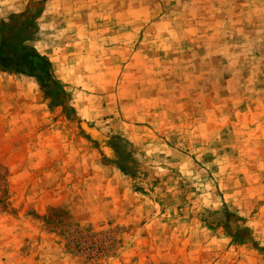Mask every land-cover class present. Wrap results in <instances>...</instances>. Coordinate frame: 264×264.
Masks as SVG:
<instances>
[{
	"label": "rangeland",
	"instance_id": "1",
	"mask_svg": "<svg viewBox=\"0 0 264 264\" xmlns=\"http://www.w3.org/2000/svg\"><path fill=\"white\" fill-rule=\"evenodd\" d=\"M168 4L0 0L69 94L0 70V264H264V0Z\"/></svg>",
	"mask_w": 264,
	"mask_h": 264
},
{
	"label": "trees",
	"instance_id": "2",
	"mask_svg": "<svg viewBox=\"0 0 264 264\" xmlns=\"http://www.w3.org/2000/svg\"><path fill=\"white\" fill-rule=\"evenodd\" d=\"M33 30L24 14H12L0 24V70L35 77L50 98L68 97L64 85L53 75V64L35 47L27 45V34ZM60 94V96L56 94ZM56 96V97H55ZM59 100L55 101V104ZM121 165V163H120ZM124 171L126 167L121 165Z\"/></svg>",
	"mask_w": 264,
	"mask_h": 264
},
{
	"label": "crops",
	"instance_id": "3",
	"mask_svg": "<svg viewBox=\"0 0 264 264\" xmlns=\"http://www.w3.org/2000/svg\"><path fill=\"white\" fill-rule=\"evenodd\" d=\"M110 1V0H108ZM113 1H117V6L114 7V9H112L113 11L114 10H117L115 12V15H118V16H123V17H127V16H134V17H142V16H145V17H150V16H157V15H169L170 12L167 11L168 8H170V4H168V0H165L164 2V9H166V11L164 12V9L161 7L160 11L158 9V1L159 0H133V5L131 4V2H129L130 6H124V3L127 1V0H113ZM129 1V0H128ZM131 1V0H130ZM169 5V7H168ZM110 9V7H109ZM150 28V27H149ZM149 30V29H148ZM144 44V47H149L152 51V49H156L158 43L157 42H151V43H147L146 41H142L138 47L139 51L141 48H143V45ZM167 44V43H166ZM172 47V45L169 43V46H166L165 47V50H171L170 48ZM167 53V52H166ZM169 53V52H168ZM138 55V52H135V55L133 56V58H136ZM154 55L152 52L151 54L149 55V57H147V54L145 55V57L149 58V62L153 63L156 61V59L154 60ZM164 57V56H163ZM171 55H165V58L167 59V63H170L171 61L168 59L170 58ZM138 58V57H137ZM133 61L130 60L129 63H132Z\"/></svg>",
	"mask_w": 264,
	"mask_h": 264
}]
</instances>
